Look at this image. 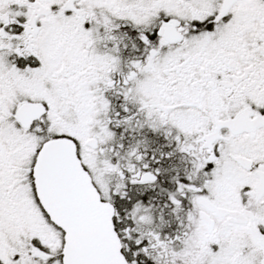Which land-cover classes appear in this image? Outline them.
<instances>
[{
    "label": "snow or ice",
    "instance_id": "6c2138e0",
    "mask_svg": "<svg viewBox=\"0 0 264 264\" xmlns=\"http://www.w3.org/2000/svg\"><path fill=\"white\" fill-rule=\"evenodd\" d=\"M0 264H264V0H0Z\"/></svg>",
    "mask_w": 264,
    "mask_h": 264
}]
</instances>
